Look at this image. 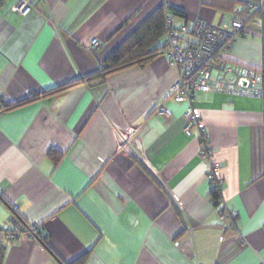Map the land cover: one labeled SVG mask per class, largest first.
Wrapping results in <instances>:
<instances>
[{
  "label": "crops",
  "instance_id": "0c3cea01",
  "mask_svg": "<svg viewBox=\"0 0 264 264\" xmlns=\"http://www.w3.org/2000/svg\"><path fill=\"white\" fill-rule=\"evenodd\" d=\"M19 1L0 0V228L16 203L66 264L85 254V264H264L262 98L199 91L177 102L179 70L158 54L101 82L4 108L98 71L162 5L183 13L174 16L178 28L197 19L223 26L264 0H26V15L12 10ZM261 36L260 23H249L229 61L260 69ZM212 165L237 213L227 229L212 199ZM3 264L62 263L26 234L6 245Z\"/></svg>",
  "mask_w": 264,
  "mask_h": 264
},
{
  "label": "built area",
  "instance_id": "2783aa9c",
  "mask_svg": "<svg viewBox=\"0 0 264 264\" xmlns=\"http://www.w3.org/2000/svg\"><path fill=\"white\" fill-rule=\"evenodd\" d=\"M14 12L22 15L28 14L31 5L26 0H20L12 6ZM167 40L164 54L169 62L178 68L179 78L172 87V96L175 101H192L196 92H217L233 96L259 97L264 95L263 76L259 69L238 66L229 63L227 58L241 36L246 30V25L241 19H233L223 26H214L204 19H197L192 25L176 29L172 23L174 16L167 19ZM194 38L187 41L186 37ZM99 41L93 40V47H97ZM160 112L168 113L164 107ZM193 108L189 107L187 114L191 115ZM196 122L194 119L185 126V131L190 134ZM201 155L209 158L211 149L202 144ZM217 167L212 165L208 171L212 191L220 195L216 208L219 217L227 229L237 218V213L227 209L222 197V179L216 173ZM13 211H17L16 203H12ZM39 223H28L22 225L14 213L10 218L8 227L0 229L5 234L6 245L20 241L24 235L35 236L38 233Z\"/></svg>",
  "mask_w": 264,
  "mask_h": 264
},
{
  "label": "trees",
  "instance_id": "16d2710c",
  "mask_svg": "<svg viewBox=\"0 0 264 264\" xmlns=\"http://www.w3.org/2000/svg\"><path fill=\"white\" fill-rule=\"evenodd\" d=\"M234 1L236 0H226V2H234ZM182 15L183 13L180 10L170 9V7L166 5H162L144 23H142L119 47H117L106 57V59L102 64V67L98 71L86 75L85 77H80L74 81L46 90L40 94L34 95L33 97H29L28 99H25L23 101H19L16 103H9L4 108L5 109L12 108L27 103L33 99L40 98L42 96H50L58 92L70 89L81 83L93 84L94 82H101L105 80L107 75L118 72L130 66L146 65L155 56H157L158 54H164L165 52V44L167 40V29H168V23H167L168 17L182 16ZM235 18L243 20L246 25V28L247 25L252 21L257 20L260 23V30L262 35L261 45H262L263 60H262V66L259 70L262 72L263 89H264V3L261 5H256V6L253 5L251 7L247 6L245 8H241V10H238L236 12ZM172 25L176 29H181L175 26V22H173ZM244 32L245 31H242L241 35H243ZM164 37H165L164 44L160 45L159 43ZM229 63L238 66H244V65L232 63L231 61H229ZM262 99H263V110H264V95ZM200 140L202 144L204 145L207 144L206 133L201 132ZM129 153L132 159L137 164H139L146 173L152 175V173L148 170V168L144 165V163L140 161V159L133 152L129 151ZM48 156L55 162H57L60 157L59 153L54 149H51L49 151ZM219 198L220 195L212 191V199L215 205H217ZM14 213L19 218V221L22 225L25 226L28 224L22 218L19 212L14 211ZM0 229L5 230L4 228H0ZM35 236L42 243V245L50 252L52 256H54L62 264H66L59 259L58 255L50 247L48 243V236L45 235L44 228L42 227V225H40L38 233H36ZM5 250H6L5 234L2 232L0 233V264H3L4 262ZM87 257L88 255L85 254L71 264H85Z\"/></svg>",
  "mask_w": 264,
  "mask_h": 264
}]
</instances>
